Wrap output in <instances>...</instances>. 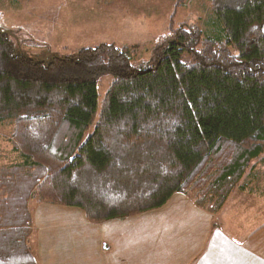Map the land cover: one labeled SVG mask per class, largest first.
<instances>
[{
	"label": "trees",
	"instance_id": "obj_1",
	"mask_svg": "<svg viewBox=\"0 0 264 264\" xmlns=\"http://www.w3.org/2000/svg\"><path fill=\"white\" fill-rule=\"evenodd\" d=\"M210 2L201 27H171L174 39L137 67L134 49L113 45L38 62L0 33V125L13 127L22 157L0 168V264H37L31 204L77 208L100 225L175 194L213 216L233 193L257 194L264 0ZM106 72L113 82L86 139Z\"/></svg>",
	"mask_w": 264,
	"mask_h": 264
},
{
	"label": "crops",
	"instance_id": "obj_2",
	"mask_svg": "<svg viewBox=\"0 0 264 264\" xmlns=\"http://www.w3.org/2000/svg\"><path fill=\"white\" fill-rule=\"evenodd\" d=\"M254 188L215 216L175 194L161 209L100 225L77 208L31 204L37 264H264V183Z\"/></svg>",
	"mask_w": 264,
	"mask_h": 264
},
{
	"label": "rangeland",
	"instance_id": "obj_3",
	"mask_svg": "<svg viewBox=\"0 0 264 264\" xmlns=\"http://www.w3.org/2000/svg\"><path fill=\"white\" fill-rule=\"evenodd\" d=\"M192 1L177 7L178 0H0V33H8L16 51L38 62L113 45L134 49L137 67L174 39L171 27L202 26L212 11L211 2ZM112 82L109 72L97 79L98 113L86 139L95 130ZM12 133V126L0 125V168L22 158L10 142ZM260 175L252 187L264 183V170Z\"/></svg>",
	"mask_w": 264,
	"mask_h": 264
}]
</instances>
